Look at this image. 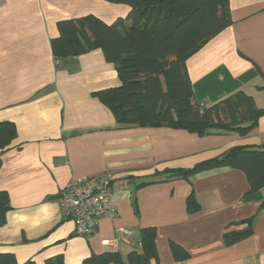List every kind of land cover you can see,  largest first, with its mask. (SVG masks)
Masks as SVG:
<instances>
[{
  "label": "crops",
  "instance_id": "0c3cea01",
  "mask_svg": "<svg viewBox=\"0 0 264 264\" xmlns=\"http://www.w3.org/2000/svg\"><path fill=\"white\" fill-rule=\"evenodd\" d=\"M129 10L106 0H0V121L17 127L1 153L0 191L8 192L10 209L0 226V252L20 264L57 256L84 264L104 251L127 257L142 252V229L153 226L158 259L152 264H264V186L250 192L246 173L229 166L189 179L167 173L237 145H264V115L247 135L122 126L93 94L121 83L103 51L54 54L59 21L92 13L111 23ZM229 10L231 23L186 61L194 101L208 107L242 90L264 108V0H229ZM88 176L110 177L117 216L100 218L92 235L74 236L60 196L72 179ZM192 192L199 203L194 212L187 208ZM248 218L253 234L227 245L225 233L246 227ZM115 236L123 239L105 243ZM172 242L188 256L175 259Z\"/></svg>",
  "mask_w": 264,
  "mask_h": 264
},
{
  "label": "trees",
  "instance_id": "16d2710c",
  "mask_svg": "<svg viewBox=\"0 0 264 264\" xmlns=\"http://www.w3.org/2000/svg\"><path fill=\"white\" fill-rule=\"evenodd\" d=\"M130 7L127 17L109 23L86 14L59 21V35L52 39L57 56H74L101 49L107 61L115 64L121 83L95 91L122 126H170L205 134L209 129H226L249 134L264 115L254 98L237 91L222 101L204 107L194 101L195 90L186 61L230 23L229 0H106ZM264 88V87H261ZM17 136L13 121H0L1 153ZM229 166L244 171L250 192L264 186V145H237L223 154L191 168L169 169L167 173L189 179L196 173ZM9 194L0 191V226L7 220ZM190 212L199 203L190 193ZM252 218L247 226L226 232L227 245L235 244L253 234ZM156 227L142 229V252L131 251L127 257L119 251L93 252L84 264H152L158 259ZM175 259L188 256L178 243L172 242ZM0 264H20L10 252H0ZM23 264H35L29 260ZM46 264H66L62 256L49 258Z\"/></svg>",
  "mask_w": 264,
  "mask_h": 264
},
{
  "label": "built area",
  "instance_id": "2783aa9c",
  "mask_svg": "<svg viewBox=\"0 0 264 264\" xmlns=\"http://www.w3.org/2000/svg\"><path fill=\"white\" fill-rule=\"evenodd\" d=\"M63 216L74 222V236L92 235L102 217L114 220L117 208L112 199L111 179L108 176H88L72 179L60 196ZM123 233L131 231L120 229ZM122 237L115 236L106 244L117 245Z\"/></svg>",
  "mask_w": 264,
  "mask_h": 264
}]
</instances>
